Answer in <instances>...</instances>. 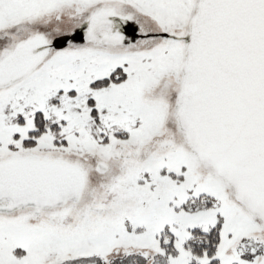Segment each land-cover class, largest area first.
<instances>
[{"label":"snow or ice","instance_id":"snow-or-ice-1","mask_svg":"<svg viewBox=\"0 0 264 264\" xmlns=\"http://www.w3.org/2000/svg\"><path fill=\"white\" fill-rule=\"evenodd\" d=\"M0 264H264V0H0Z\"/></svg>","mask_w":264,"mask_h":264}]
</instances>
